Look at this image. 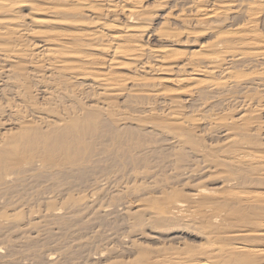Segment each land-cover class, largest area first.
Wrapping results in <instances>:
<instances>
[{"label":"rangeland","instance_id":"374dc122","mask_svg":"<svg viewBox=\"0 0 264 264\" xmlns=\"http://www.w3.org/2000/svg\"><path fill=\"white\" fill-rule=\"evenodd\" d=\"M24 1L27 3L33 2V4H36L40 8H43L41 11L44 12V14L42 13V15H41L40 14L41 12L38 13L41 15L40 16V15H37V13H36L35 15H37L38 17L35 16L34 20L36 18L41 19V20H44V19L45 20H51L52 19V20L58 22L57 24L51 25V26H48L49 24L43 23V25L41 24V25H39V27L37 26V28H35V31L37 30L36 31L37 33L41 32L40 36H42V37L44 35L45 36L47 35L48 37L46 36V38H49L50 33H51L50 37H53L55 35L60 36V37H58V36L55 37L57 41L54 40L55 42H52L53 45L50 46V49H55L57 47L58 49H56V50H59L61 52V54L63 56V60H64V57L66 56L65 60L64 61L62 60V62L66 61L68 63L73 62L75 64H80V62L82 61L81 64L79 65V68L82 70L81 66L84 65V70L83 71L79 70L76 72V74H79V73L82 74L87 69V71L93 73L94 76L96 75L97 77H99V76L102 77V75L104 76L106 74L112 75L111 77L114 79V82L115 83L117 82V84H119L118 82H120L119 85L122 86V88H125L126 92H123L122 93L123 95L121 94L122 96L121 95L117 96L114 94H113L114 95L113 96L112 94H110L109 97L108 96L104 97L102 94H100L101 92H99L96 89L97 91L96 90H94V91L98 92L100 95H102V96H100V95L98 96L97 93L92 92L93 90L90 89L91 92L89 90V88H90L89 86L92 84L93 78L94 79L97 78L96 76L95 77L92 76L93 78L91 77V78H89V80L88 79L87 80L86 79L80 80L81 78L77 77L79 80H77V82H73V83L71 82V84H70V83H66L65 81H63L62 76H64V75H61V80L63 81V83L65 82V84H69V86L71 87V88H69L68 86L63 84L68 89L66 91V88H64V87L61 88L63 85L60 83L61 82L60 80H58V83H57V78L61 74V73L60 74L57 73V72H59L57 70L55 73H56V75L58 74L57 75L58 77L55 75L57 78L54 79L55 78L54 77L53 79L56 80V84L60 83L61 87H59V91H58V89H56V91H57V93L63 92L64 94H66V92H67L68 98H64L65 95L63 96L64 99L61 98L62 95H60V97L59 96L56 97V99H54V100L55 101L57 100V103H61V102L62 103H61V106H59L60 104H56V108H55L54 105L56 102L54 103V100H53L54 105H51L52 101L49 99L46 100L45 98H47V97H45L46 95L44 96V94L48 93V90H50L49 92H51L52 88L55 89L54 86L56 84H54L55 81L53 79L49 80L50 83L47 80H45L46 77L50 76L52 71L50 70V68H47L46 64L43 63L44 65H46L44 68V65L42 66L39 63L40 60H38L37 58H35V56H32V54H31V52H32L31 50H33L32 53L35 55L38 52V49H40L39 47L42 46L48 40V39L46 40L45 36L42 39L41 38L37 39V36L40 37L39 33L37 35H35L36 39L34 38L35 40L33 39V42L31 41L33 38L32 37L33 35H32L31 36L32 38L29 37V40L27 39V41L24 40L21 42V45H23L22 47L19 44V46L12 48L15 50L17 48H18L17 50H24V47H25V49H28V52L31 51L29 53L31 54L30 56L33 59L30 58L29 53H28V57H26V55H27V50H26L25 56L18 53V58H19V60L21 59L20 61L19 60H16V61L10 60L11 63L10 62L8 63L5 61H0V131H1L0 134L2 133V135H8V134L10 135L11 132H9V129H11L10 131H12L14 128H15L14 129L15 131L20 130L19 127L21 126V124H19L20 125L19 126L16 122L18 119H19V122L21 119H24L23 117H25L26 114L23 111H26L27 107L29 108L28 105H30V106L33 105L32 101L34 102V104L36 103L35 104V106L37 105L36 107H39L36 110L34 109L35 112L37 110L39 111L41 107L44 108L43 105H45V107H48L50 104L51 106H49V107H53L55 110L53 108L48 107L47 108L48 110L45 109V112L50 111L49 109H53L54 112H56L57 106L60 109L62 108L61 110L59 109L60 111H57L58 113H56V114H58V115H56L54 112L50 111L53 113L52 114L53 116H50V114L48 112L50 117L61 118L63 116V118H66V115H65L66 111L65 110L67 108H69L68 105L71 103V100L69 102L68 99L69 98L72 99L71 96H69V95L74 94V96H76L77 101L74 102L75 98L72 95L73 99H74V100H72L73 105L70 104V109L74 108L73 110L72 109L71 110L73 112L75 111V114H76V115L74 114V117L75 116L78 117V115H79L78 113H76V109L79 112V110L82 107L86 108L88 105H89V107H91L93 105H94V107H97V106H99L101 108L103 107V108L107 109L105 111L109 115V116L108 115L105 116L106 115L105 114L104 115L105 117L104 116L101 117L102 118L101 119L102 124H103L102 126L105 127L104 129H102L103 127L101 126L102 128L100 127L99 132L97 131L93 135H91L92 132H89L91 134H88V132H87L88 135H86L85 134L86 132H84L85 136L82 135L85 138V141H83V142L86 144L87 143L89 144L87 146L85 144L86 147L84 145L82 147L83 148L85 147L86 150L89 148L90 152L87 151L84 153L82 150V154H80V155H75V156L64 155L63 153H61L62 151H61L60 147L58 146L59 143L57 141V137L55 136L56 137L55 143H58V144L57 145L52 144V143H54V141L51 139H55V137L51 138L52 133H50V131H47L48 129L46 130L47 131L46 132L45 131L46 127H44L45 129L42 127L43 129L42 128L41 129H42V132L44 133L43 137L46 138L45 135H47V133L49 132L50 134H48V135H51V136L49 137L48 140L53 141L50 143V145L53 146L52 148L49 145V142L47 143L46 140H45L46 145H48L49 147H47L45 145V142H44L45 146H43L42 138H41L42 142H40V144L43 147H47L48 149L51 148L50 151L47 150L48 151L47 153L50 152V155H51V156L49 155L50 158H45L48 155L45 156L43 154L44 149L42 148V146L40 144L39 145L42 148L41 153H40L39 145L38 146L35 145L33 148L34 150H32L31 147H30V150H29V148L27 149V147L23 148V150H20V153L24 154L23 155L24 158H21L22 155H20V153H18L19 155H17V156L15 155V152H14V154H12V153L10 154V156H11L10 161H12L11 164L15 163L14 164L15 167L12 164V167H13L12 170L14 172L12 174H10L4 180L0 179V240H2V241H0V264H170V263L171 264H176V263L177 264H182V263L183 264H192V263L196 264V262H194L196 260V258H197V261L200 260L201 262H204V264H215V263L216 264H220V263L226 264L229 257L226 256L228 259L224 258L225 253L221 252V253H223V254H221L220 252H218V249H219V251L221 248H224V250H225L226 248H228L231 245L230 243H233L230 240L231 239V236H230L231 233L230 232H232V231L235 232L240 227L245 226L246 225L245 223H248L250 225L249 227L246 226L248 229H250V227H252L251 229L256 230V229H258V227L257 226L254 227V225H253V223H255V220L257 221L258 218L264 219V216H262V215H264V209L263 208H256L252 205H251L252 206L251 207L250 205L247 206L246 204L245 205L247 206V208H244L246 206L244 205V201L242 203L243 199L241 200V203L238 200L239 197L243 198L244 196H242V195H244V194H245V196L251 197L258 192L264 193V192H262L264 189V181L261 180V178L262 179L264 178L263 177L264 171L262 173V172H259L257 169V171L255 173H257L259 176L257 174L252 173L254 176H256L255 179H258L257 181H255V183H256L255 184L254 181H251L252 177L249 178L250 176H253V175L250 174V176L248 177L250 180H248V178H247V180H248V182H247V180H245L246 177H245V179L244 178L241 179L240 177H237L236 174L232 173L234 171L233 167H231L232 171L230 172L229 164H228L229 168H228L227 164H223V163L221 164V161H219V160H222V161L228 160L229 161L230 158H232V156L234 155V153L240 152V150H241V147L239 148L238 145H237L238 146L237 147L234 145L228 146V143H227V145L224 144V142H223L224 137H222L224 135L223 134L224 128H222V127L229 125V123H227V122L230 121L231 117L233 118V116L235 115L236 118H238L239 113L243 112V111H241L242 109L239 106H237L238 100L239 101H242V100L237 99V102H236L235 101L236 98L232 99L230 96L231 102L233 100V103H231V102H230L231 104L227 103L226 101H228V100L223 101L222 103H223L225 109H223V108L221 109V106H222L221 101L222 100L219 98H215V99L212 98L213 100H216L213 104L212 103L213 100L211 99L212 100L211 103L213 104V106L211 104L210 105L207 104V105H209V107L211 106V108H209L208 106H207V108H205L206 106L201 107V105H204V104L206 105V103L203 104L204 101L206 102V100H207V103L210 102V96L207 95V93L205 91H206L207 86L210 85V82L213 81V80H210L212 77L211 73L213 71H211V73H210L211 69L208 70L211 76L208 75L209 73H207V72L205 73L204 71L201 72L204 75H201V73H199V72L196 74H190L191 72L189 69H186V71H187L186 73L180 72L178 70L177 66L181 65V63L183 64L186 61V58L187 59L191 58L192 55L195 56L194 54L197 51L201 50L200 48L204 44H208V42L209 43L214 42L213 40L216 41L215 38L218 37V34L221 35L222 33H224V32H220V31L231 30V29H229V27H231L232 25L237 28L238 26L244 24V21H245L243 19L244 16L242 14H240L242 11L239 12L240 9L238 10L239 13H237V14H239V15H237L236 12L234 11V14H236V15L231 14L232 12H230V14H231V15L229 14L230 16L227 15L225 17H221L224 21L219 22L220 25L223 24V27L224 28L227 27V28L224 29L221 26L222 28L220 27V29H218L220 31L215 30V32L214 31L212 32V31H210V30L208 31L206 29L207 27L209 28L210 26L213 25V24L211 25L209 23L211 21V19L201 20L200 18L197 19L194 17H193L194 19H191V16H190L191 13L187 9V7H186L187 5L185 6L183 3H180L181 2L180 0L179 1L178 0L177 1L176 0H174V1L169 0V2H167V4H162L161 6L159 5L160 3L157 2V0H143V2H142L143 3L142 5H144L143 8L148 12V14H150L149 15L150 17L148 16L149 21L145 20L143 22V20H142V22H140V23L139 22L135 23L136 24V25L134 24L135 27L132 26L133 23L131 24V22H129L126 19L124 13L121 14V12L119 11L120 8L118 9V11L116 8V11H117L116 12L115 7H113L114 10L112 8H111L112 9L111 10L107 6L105 7L106 2H104V0H94V1L92 0V3L89 6V8L83 7V8H85V12H83L84 14L82 15V17H78V15H77V17H76V15L72 16L74 11L77 10L78 8H76L74 5L71 7L68 4V6L71 7L69 9H72L74 7L72 9V11L74 9L75 10L73 12H71L72 14L70 13L71 17H68V18L63 17V15L65 13H63V15L60 14V15H62V17L64 19L61 18L60 15L58 16L57 15L58 13H55L54 11H49L50 13L48 11H46V12L43 11L45 9L50 10L52 8V7H50L51 5L48 8H45L48 5H46L43 0H38V1L30 0L32 2H30L29 0H24ZM243 1L244 2L246 1V2L244 3L242 1H240L241 5L246 4L248 2V0H243ZM174 2H176V3H174ZM237 3H236V5L238 6ZM23 4L26 5L25 3H23ZM42 4H44L45 6L43 7ZM24 5H22V6H24ZM179 5H182L181 7H183V5H184V7L186 8V13H185V11H183L185 9L182 8L183 9L182 10ZM22 6H21V10L19 9L20 7H18V9H16V11L18 12L19 16H21L22 18H25L24 22H26V24H28L27 26L30 27V25H29L30 24V20H29L30 16H28L30 11H28V7L26 9V6L25 7H22ZM82 6H84V5H82ZM91 6H93L95 8H93ZM121 6H123L125 8L127 7V9H128V6H126V4H120V2L116 3V7H121ZM208 7H210V9L212 8L211 6H208ZM215 7H217V6H215ZM22 8H23V10H22ZM99 8H100V10H99ZM95 11H96V13H95ZM108 11H110L109 14H108ZM113 11H114V13H111ZM182 11H183V13H182ZM236 11H237V9H236ZM51 12H52V14H51ZM16 13H15V15L17 16L18 14H16ZM53 13H55V14H53ZM89 13H91V14H89ZM106 13H107V15H106ZM184 13H185V15H184ZM85 14H87V16ZM52 15H55V16H52ZM70 15H68V16H70ZM167 15H169V17L171 16L170 19L165 18V17H167ZM179 15H182L183 18H184V16L187 17L189 15L188 17L192 20V22L189 19V21H190V23H189V21L187 20L188 18L186 19L187 22H186V20L184 22V19L182 17H181L182 20H180V18H178ZM56 16H58L59 19H57L58 17H56ZM240 16L242 18H240ZM263 16L264 15H262V17L259 18L258 24L256 25V28L258 27V32H260V33L263 32L262 33L263 35L261 34V37L264 36V31H263L264 30V17ZM31 17L33 18L34 16H31ZM74 17H76V18H74ZM173 17H174V19H172ZM235 17H238V18H235ZM32 18H30V19H32ZM69 18L70 19L72 18V20H71L72 22L70 21ZM73 18L75 20H73ZM168 19H169V21H168ZM196 19L198 20V23L193 22V21L197 22ZM235 19H237L238 21L240 20V21L238 22ZM77 20L80 22H77ZM207 20H210V21L207 22ZM218 20H220V19H218ZM69 21H70L71 25H69V23H68ZM91 22H93V23H91ZM99 22L101 25L98 26L97 24H99ZM224 22H226V24ZM60 23H61V25H60ZM90 23H91V25H89ZM202 23H203V27L205 25H209V26H207L203 29ZM205 23H208V24H205ZM138 24H139V26H137ZM102 25H105V26L107 25L108 28L104 27ZM110 25H112V28ZM140 26H142V27H140ZM233 26H232V28H234ZM145 27H146L145 30L141 29V28L144 29ZM201 29H203V30L201 31ZM205 29L209 33L206 32ZM126 30L132 31V32L124 33ZM171 30H172V34L169 33V32H171ZM47 31L49 32V34ZM99 31L100 32L103 31V33L107 32V34L110 31L109 32L110 34H112V33L114 35L124 34V35H127L128 37L129 36L131 37V35H133V33L135 32V34L138 36L139 44L141 46H143V48L145 47L143 49L144 52L140 55V58L139 57L137 58L134 56H132L133 58L130 56L125 57V58H118L116 60H119V59L120 60L117 62L115 61V65L113 64V66L111 65V62L114 63V61H111L110 57H108L104 53H102V51H100V49L96 50L94 48L93 50H91V49H87L88 47L87 48L82 47L83 49L81 51L83 53L82 52L77 53V54L71 53V51H72V48H71L72 45L71 44H73V42H76V41L82 42V40L87 39L89 34H91L93 32H99ZM69 32H70V34H69ZM191 32L194 34H192ZM210 32H211V34H210ZM52 33H53V35H52ZM214 33H216V34H214ZM62 34H63V36H62ZM83 34H85V36ZM185 34H188V35L186 36ZM212 34H214V37ZM80 36H81V38H80ZM188 36H191V37H188ZM61 37H63V38H61ZM77 37H79V38H77ZM84 37H86V38H84ZM57 38H59V39H57ZM49 39H51V38H49ZM231 39L235 41V39H233V38H231ZM34 41H36V42H34ZM39 41L40 42L42 41L43 44H42V42L40 43ZM229 41H230V38H229ZM24 42H25V46H24ZM32 44L34 46L36 44L35 47L33 46L34 49L36 48L35 51H34V49L31 48ZM63 44L66 47V50H65V48H63L64 47ZM67 44L68 45L70 44V45L68 46ZM61 46L63 49L61 48ZM67 48H69V49H67ZM256 48H258V49L254 48L251 51H249L251 53H254L253 54L254 57H253L252 61H250L251 65H252L251 67H253V65L255 63H258L260 61L263 62L262 58L264 59V45H261V46L256 47ZM78 50H80V48H78ZM257 50H260V51L258 52ZM150 51H152V52H150ZM169 51H171V52H170V55L169 54L168 55L172 56V54H174V55H176V56H174L175 58L173 56L170 57L169 59H171V60L168 59L169 60L168 62H165L167 60H163V62H162V60L159 61V59H157V57H159V56L161 57V56H163V54H166V52L169 53ZM219 51H222V52H219ZM223 51L224 50L219 49V50H216L215 53L223 55V56H227L228 54H227L226 50H225V53ZM221 53H224L225 55L221 54ZM256 53H258V55ZM64 54H65V56H64ZM143 54L147 55V56H144ZM156 55H157V57H156ZM79 56H80V58L83 57L82 59H86L87 62H85L82 59H79ZM141 56H143L145 58H143ZM152 56H154V58H152ZM259 56H261L260 57L261 59L260 58L258 59ZM28 58H30V59L28 60ZM72 58H73V60L76 59V62H74L72 60ZM134 59H136L135 62H134ZM173 59H175V60H173ZM254 59H255V63H254ZM256 59L258 62L256 61ZM22 60L25 62L27 61L26 64H24ZM34 60L35 61L38 60L36 62V64H35ZM79 60H80V62H79ZM153 60H154V62L157 61L158 63L157 62H155V63H157L158 65L161 64L160 66L163 65L162 67H167V68H164V70H165L164 73L161 72V73H155L154 74V72H149L150 70L148 69L149 68L148 66H151V65L155 66V64L153 63ZM12 61H13V63H12ZM137 61H138V63H137ZM83 62H85V64ZM88 62H89V64H87ZM141 62L145 63V65L147 64V66H144V69H142L140 67V65L142 64ZM261 62H260V64H261ZM28 63L30 65H28ZM90 63H92V64H90ZM139 63H141V64H139ZM165 63H167V65ZM177 63H178V65H177ZM93 64H94V66H93ZM260 64L259 65L256 64V65L260 66ZM263 64H264V62H263ZM12 65L15 66L16 72L18 71L22 74V75H19V77H18L19 79L21 78L23 81V77L26 78L27 81L24 78L25 86L23 88L24 91H22V93L25 91H28V92H25V93H27L28 96H26V94L23 93L24 95L21 94L23 96H18V94H17V96H18L17 97L15 95V93L12 92L11 88L9 87V85H10L9 83H10L11 79L14 78V76L16 77V74L10 72ZM164 65H166V66H164ZM203 65L200 64L201 67ZM33 66H34V68H33ZM258 66H256L257 69L255 68V66L252 69L253 70L255 69L256 71H258L259 68H263V66H261L259 68H258ZM40 67L42 68L43 71L40 69ZM233 67L236 69L235 70L236 72L242 71L244 73L246 72V74H248V72L251 73L249 70L246 69V67L243 64L242 65L240 64L239 66H236V67L233 66ZM251 67H249V68H251ZM36 69H38V70H36ZM146 69H148L149 71ZM167 69L170 70L169 73H167V71H169ZM238 69L239 70L242 69V70L239 71ZM62 70H63V68H62ZM65 70H67V69H65ZM137 70H139V71H137ZM141 70H142V72H141ZM146 71H148V72H146ZM218 71L219 70H217L215 72L216 75H220L219 74L220 71L219 72ZM261 71H262V69H259V72H261ZM43 72H44V74H43ZM62 72H64L62 74L67 73V71H62ZM26 73H28V74H26ZM171 73H173V74H171ZM182 73H183V75H182ZM188 74H190V75H188ZM26 75H28V76H26ZM206 75H208V76H206ZM180 76L182 77V80L186 78V80L188 81L187 83L184 82V84L181 83L183 86L181 84H178V83H180V82H178V80H181ZM43 77H44V80H43ZM190 77H191V79H190ZM217 77H220V76H217ZM58 79H60V77ZM212 79H213V77H212ZM255 79H257V76L255 77ZM52 80L54 81V83ZM186 80H184V81H186ZM194 81L196 83H198V81H200V83L204 82L205 84L203 83L204 85L203 84L200 85V83H199L197 85L196 83H194ZM206 81H209V83ZM25 82H27V83H25ZM29 82H30V84H29ZM137 82L142 83L141 91L145 87V89H143L144 92L140 91V93H139L137 91V89H139V88L133 87V86H135V84H137ZM254 82H257V81H254ZM87 83L89 86H87ZM143 83L145 84L144 87H143V85H144ZM157 83H159V84H157ZM206 83H208L209 85H207ZM257 83H254V85H255L254 87H256L257 90H259L257 85H256ZM49 84H51V85H49ZM82 84L86 85V86L84 85L86 87V89ZM152 84H153V87H151ZM189 84L190 85L193 84L192 85L193 87L191 86L192 89H190L191 87L189 86ZM194 84H196L197 87H194ZM60 85H57V86H60ZM149 85H150V88H149ZM178 85L181 87H179ZM205 85H207V86L204 87ZM185 86L186 87L189 86L190 90H187V88ZM27 88H28V90H27ZM56 88H58V87H56ZM195 88H200L202 90L203 96H201V95L199 96V97H201L202 100H200L199 97H194L193 100L191 99L192 97H190L189 92ZM250 88H252V86H250ZM256 88L250 89L251 95L255 94L253 96H257V94H259V93L261 94V92H259V91L256 94V91H255ZM46 89H48V90H46ZM60 89H62V90H60ZM70 89H71V91H69ZM155 89L157 91H160V93L162 92L160 98L158 97L159 99H151L148 96L149 91L155 90ZM183 89H185L187 93ZM85 90H87V91H85ZM116 90H118V89H116ZM251 90H253L255 93L251 92ZM68 91L70 92L69 94H68ZM72 91H76V93L78 95L75 92L72 93ZM85 92H88V97H87L88 99L84 97ZM134 92H136V93H134ZM137 92H138V95H137ZM145 92H146V94H145ZM93 93H94V95H93ZM141 93H144L145 95L141 94ZM162 94L167 95V97H162L163 96ZM82 95H83V97H82ZM86 95H87V93H86ZM91 95H93V96L91 97ZM94 96L96 97V99ZM19 97L21 99H19ZM202 97H204V98L206 97V100H204V98H202ZM29 98H31L32 101L31 100L25 101L26 99H29ZM57 98H59V99H57ZM188 98H190L191 100H189ZM220 98H222V97H220ZM61 99L64 101H61ZM66 99H67V101H65ZM19 100H20V102H19ZM58 100L61 102H59ZM105 100L107 102H110L111 105H110V103L107 104V102ZM152 100H154L155 102ZM184 100H185V102H184ZM199 100L202 101V103ZM23 101L28 102V103H24ZM29 101L31 102V104H29ZM47 101H49V102H47ZM100 101L101 102L105 101L104 103H105V106L108 105L107 107H109V105H110L109 108H110L111 112H110V110H108V108L104 107L103 102H102L103 104L100 106V104H101ZM172 101L173 102L176 101V105L178 107L177 106L173 107V105H175V103L173 104ZM180 101H182L184 103H182ZM234 101H235V103H234ZM46 102L49 104H47ZM97 102H98V104L99 103L100 104L98 105ZM169 102L172 103L173 105L170 104ZM186 102H188L189 104ZM43 103H45V104H43ZM76 103H78V105L81 107H78V105ZM93 103H95L97 105H95ZM216 103H217V105L215 106ZM261 103H258L257 105H259V104H260V106L264 105V100H262ZM24 104L25 105L27 104L26 108H24L25 110H23V107L25 106ZM38 104H40L41 106H39ZM46 104L48 106H46ZM82 104H83V106H82ZM168 104H169V106L172 105L173 110L177 111L176 113H174L172 115L173 118L175 117V119H178V120L181 119V121H183V122L185 121L186 124H188V125L192 124L193 120H196V119L200 120V118L202 119V120H200L201 122L199 121L201 124H199L197 122L199 124V126H195V127H198V128H196L197 130L194 128L195 131H193V128H190V129H192L191 133H190V129L185 130L186 132H185V135L183 136L184 141L180 138L182 145H181V143H179L178 145L174 144V146L176 145V146H179L180 148L176 147V146L174 147V146H172V144L170 145V140H171V138H173L172 135H176V133L179 136V134L181 133V130H178V132H176L177 130L173 131L174 128H172V125L170 123H169L170 125L164 124V125L168 126V129L171 127L169 130L167 129L166 126H162V127L160 126V125H163V123L165 122V121H162L163 119L161 116H162V114L164 115L167 113V110L164 107H165V105H168ZM179 104H181V106ZM228 104H230V105H228ZM18 105H23V106H21V107L19 106V108H18ZM35 106H33V107L36 108ZM182 106H183L184 110L182 109ZM255 106H256L255 104H252L247 109L250 110L251 107L254 108ZM33 107L31 106V108H33ZM175 107H177V109ZM199 107L201 109H203V111L200 110ZM261 107L256 106L255 108L257 110ZM43 108L41 109L42 111H39L40 114L35 113L36 116H35V114H33L34 110L31 112L30 108L27 109L28 112H31V113L27 112L28 114L34 115V118H30V119H32L33 122L34 121L36 122V120H37L39 127L41 125L39 123V119L41 117V114L43 115ZM87 108L85 109L84 113H86V111H88ZM178 108H180V110L181 109L182 110L179 111ZM208 108H209V110H211L210 111L211 115H212V112H215V114H216V112H218L220 114V111H221V113H224V110H225V113H228V114H222V115L220 114L221 117L218 114H216L220 118H222L223 115H224V117H225V115H226V117L228 115L227 118H229L228 121H225V119L222 118V119H224V122H225L223 124V126L221 125L222 127L219 125L220 130L222 129L221 130L222 133L217 128L218 126H216L218 124H214L215 123L214 122V115L213 116H211L210 114L208 115L209 110L208 111L206 110L208 113L205 111V109H208ZM18 109H20L25 115L23 114V116H21L22 113L20 114L19 113L20 110L18 111ZM84 109L83 110L81 109V110L84 111ZM150 109H153L154 110L153 113L156 114V117L152 116V119H153V120L151 119L152 121L150 119H148L149 121L145 120V117H143V116L140 117V115H143L144 113H148ZM228 109H230V112L232 110L233 116L231 114H230L231 116H229ZM71 110H70V112L68 111L69 114L72 113ZM81 110L79 113L82 112ZM251 110H254V109H251ZM196 111H197V113H196ZM108 112H110L112 115ZM233 112H234V114H233ZM114 113H116V114H114ZM158 113H159L160 119H158ZM191 114H192V116H191ZM259 114L261 115V119L259 118L261 123L258 122L259 121L258 117H260V116H258ZM38 115H39V117H38L39 119L35 118ZM146 115H148V114H146ZM254 115H255V117H257V123L258 124H255V126L251 125L252 127H250V128H253V126H254L255 129L254 128H253L254 130L250 129V131H251V133H249L250 136L247 135V133H246V136L244 137L243 136L244 134L242 132L240 134V132H239L240 130L239 131L237 130L238 132L235 130L232 131L231 135H232V137H233V135L234 136L238 135V136H236V138H238L236 140L242 139L243 142L249 143V150L247 149L248 151H251V152L253 151V152H256L258 154H264V129H261L263 126L262 124H264V116H262V115H264V110H263V114H261L259 111L258 114L255 112ZM28 116L33 117L31 115H28ZM28 116L25 117V119H24L25 121L21 120V121L25 122L24 124L22 123L23 127H24V125H25V127L29 126L27 124H29V122L32 121V120L31 121L27 120L29 118ZM57 116H60V117H57ZM69 116H71V118H72L71 114ZM137 116H139L140 118H137ZM205 116H206V118H205ZM235 116H234V118H235ZM19 117H22V118H19ZM42 117H47V115L45 114ZM81 117L84 118L85 115L83 116L81 113L80 116L78 118H75L74 120L75 121L77 119L80 120L79 118H81ZM106 117H110V118H106ZM153 117H155L156 119ZM207 117L209 119H207ZM170 118H171V120H173L172 117H170ZM68 119L66 118V119H60V120H63V121L68 120V122H70V120H71L70 117ZM137 119H140V120H137ZM74 120H71V121H74ZM141 120H143V121H141ZM204 120H205V122H202ZM206 120H208V121H206ZM65 121L62 123L63 125L66 123ZM80 121L81 122L83 121L81 124L84 123V120H80ZM112 121H115L114 125H112V123H113ZM116 121H118V122H116ZM187 121H189V122H187ZM26 122H27V124H26ZM33 122L30 123V127H28V128H30L32 131H34L33 129L36 128L39 131L40 130L39 127H34L32 129V127L35 126L34 124L37 123V122L36 123L35 122L33 123ZM140 122H142V124ZM212 122H214V123H212ZM13 123L16 125H14ZM204 123H206V124L208 123L209 126L207 125L208 126L207 127L206 124H204ZM211 123L214 126L213 128H212ZM31 124H33V125L31 126ZM106 124H109V126H107L109 129L105 126ZM143 124H144V126H143ZM256 125H258L259 127L256 128ZM23 127H21V128H23ZM143 127H145V128L143 129ZM52 128H55V127L53 126ZM160 128L161 129L165 128L168 130V132H167V130L163 129L165 134L163 133L164 135H162L159 132ZM5 129L6 130L8 129V131H7V132H9L8 134L4 133L6 131ZM17 129H19V130H17ZM25 129H26L25 132H26V136H27V131L29 130V129L27 130V128H23L18 133L21 134V131L24 132ZM211 129H214L216 131L214 132V130H212V132H214V133L210 134ZM50 130H51V128H50ZM107 130H109V132H107ZM110 130L111 131L114 130L111 135H109L111 133ZM40 131L38 133L42 134V132H40ZM51 131L53 132L54 130H51ZM187 131L189 132V134L187 133ZM257 131H259V132H257ZM57 132H60V131L57 130ZM235 132H237V133H235ZM114 133L118 135L117 139H116V137H115L116 135ZM169 133H170V135H169ZM173 133H175V134H173ZM183 133H184V130H182L181 134L183 135ZM207 133H208V135H207ZM33 134H35V132L34 133L30 132L31 137ZM239 134L240 135L243 134L242 136L244 137V139ZM13 135H12V137H13ZM16 135H18V134H16ZM16 135H14V136H16ZM23 135H24V133H23ZM30 135L28 134V136H30ZM182 135H180V136H182ZM19 136H22V134ZM40 136H42V135H40ZM53 136H54V134H53ZM2 137H1L2 140H4V138H6L4 136H2ZM12 137H10V138H12ZM240 137H241V139H239ZM16 138H18V137L16 136ZM162 138H163V141H162ZM80 139H83V138H80ZM186 139H187V141H186ZM1 142L3 144L5 143L4 141H1V139H0V146L2 145ZM8 142H10V140ZM112 142L115 144H113ZM167 142H168L169 146H168ZM184 142H186V144ZM164 144H166V145L164 146ZM19 145H21V144H19ZM54 146L59 147L60 152L56 151L59 149L54 148ZM170 146H172V147H170ZM226 146H227V148H226ZM36 147L39 150H36ZM229 147H231V148H229ZM5 148H7V147H5ZM18 149H21V146H20V148L18 147L17 150ZM24 149L25 150L27 149L26 151H28V152H30L32 150L35 153H36V151H38L41 155H39V153H37L36 156H38V157L33 156L34 159H31L32 155L30 156L29 153L24 152ZM54 149H56V150H54ZM45 150H46V148H45ZM228 150H230V152ZM243 150L244 149L242 148L241 152ZM17 152H19V151H17ZM34 152H32V153H34ZM44 152H46V151H44ZM143 152L145 154H143ZM228 152H229V154H228ZM25 153H27L30 156V159H28L29 156ZM89 156H90V158H89ZM26 157H27V159H26ZM35 157H36V159H35ZM19 158L24 159V160L26 159V161L30 162L31 164L28 167L16 166L18 163L20 164V161H18V160H21V159H19ZM88 158L91 159L90 162H87V160H89ZM16 161H18V163ZM225 166H227V167H225ZM260 174H261V176L262 175L263 176L260 177ZM226 178H234L235 179L234 180V181H236L234 183L235 185L233 186V184H232L233 189H232L231 185L230 186L227 185L228 183L232 182V180H229ZM238 178H239V180H237ZM224 179H225V182H227V180H229L227 182V184L225 183L226 185L224 184ZM199 182H201V183H199ZM197 184H198V186H197ZM223 184L225 185L224 188L222 187ZM249 184H251L253 186L251 187V185H249ZM199 185L202 186L204 189L206 188L207 191L209 190L208 196L204 195V196H200L198 198L196 197L197 200L194 201L195 197L193 196V194H195V191L193 190V188L196 190L197 187H199ZM261 185H262V187H260ZM245 186H247L249 189ZM226 187H228V189ZM242 187L243 188L245 187L244 190ZM252 188H253V190H252ZM230 190H232V191L236 190L237 192L236 191L230 192ZM214 191L218 192V194L215 193ZM249 191H250V193H249ZM179 192H183L182 193L183 196ZM224 192H225V195H224ZM238 192H240L241 194ZM209 193L211 196H209ZM226 193H228V194H226ZM235 193L238 196H236ZM252 193H254V194H252ZM174 194L176 195V198H175ZM212 195H213V197H212ZM177 196H179V198ZM191 196H193L194 199H192L193 197L190 198ZM158 197H160V198H158ZM223 197H224V199H223ZM171 198H172V200H171ZM236 198H237V201H235ZM176 199L180 200V202H182L183 203L182 205L184 206V208H183V206L181 208L184 210V211L181 210L183 212L182 214H180V216H182L181 218L178 214H176V216H178V217H176L173 214L167 215V213H166L168 210L167 208H169L170 205L173 204L172 202H174V200L177 201ZM190 199H192V200H190ZM198 200H200V201H198ZM168 201L170 204L168 203ZM229 201L232 202V204ZM199 203H203L204 205L200 204V206H199ZM162 204H164V205H162ZM185 205L186 206L188 205V206L185 207ZM189 207H191L193 210ZM165 209H167V210H165ZM195 209H197V210H195ZM248 209L251 210V213ZM16 210H17V212H16ZM164 212H165V214H164ZM185 212H188V213L186 214ZM195 212L197 214H195ZM15 214L17 217L15 216ZM200 214L203 217L202 219L200 218L201 217ZM236 214H238V216ZM244 216H245V218H244ZM253 216H256V218H254ZM260 216H262V217H260ZM174 217H176L178 219H176ZM205 217H206V219H205ZM251 217L254 218V221H253V218H251ZM195 218L197 220L194 222ZM214 218H216V220ZM241 218H242V220H241ZM181 219H183V220H181ZM218 219H220V220H218ZM245 219L246 220L248 219V220L245 221ZM251 219L253 222L251 221ZM32 221H33V223L31 225ZM38 221H39L40 225H41V223H43V224L40 226L38 224ZM34 222L37 223L40 227L38 228L37 227L38 225H36L37 228L36 227L34 228V225H35ZM223 222H224V225L221 224ZM243 222H244V224H241ZM235 223H237V224H235ZM22 224H24V225H22ZM220 226H221V228H219ZM224 226H225V228H223ZM29 227H31L32 229ZM236 227H238V229ZM29 229H31L30 232H29ZM218 229H221V231ZM32 230H34L36 232H34ZM21 231L24 232L25 239L23 237L22 238L20 237L22 234H19V232H21ZM228 231L230 234L227 233ZM26 233H28V234H26ZM24 234L22 236H24ZM26 235L29 237H26ZM218 235H220V236H218ZM18 236H19V239H18ZM31 236L34 238L32 239ZM215 236H216V238H215ZM30 237H31L32 241H30V239H29ZM35 237H36V239H35ZM13 238H14V240H13ZM23 239L28 240V241H26L24 243ZM242 239H244L243 242H242ZM251 239L252 238H250V240H249V238L244 237V238H241L240 242L243 244L247 240L246 243H244V244L245 245L251 244L250 246H252L256 240H253V239L251 240ZM218 241H220V242H218ZM257 241L254 243L253 246L264 248V245L261 244L262 243L261 241H258V246H256ZM240 242H238V243H240ZM259 242H260V245H259ZM228 244H230V245H228ZM201 248H203V249H201ZM193 254H194V256H193ZM206 255H208V256H206ZM221 255H224V256H221ZM218 256L219 257L221 256L223 258L224 263H222V260L220 259L221 257L219 258ZM187 257H189V259ZM211 257H214V258H211ZM216 257H217V260L220 259L221 262L218 260L219 263H217L218 261L217 262L215 261ZM205 258L207 259V262H206ZM212 259H214L213 260L214 263L211 262ZM224 259H225V261L227 260L226 263H225ZM262 263L264 264V262H262Z\"/></svg>","mask_w":264,"mask_h":264},{"label":"bare ground","instance_id":"6f19581e","mask_svg":"<svg viewBox=\"0 0 264 264\" xmlns=\"http://www.w3.org/2000/svg\"><path fill=\"white\" fill-rule=\"evenodd\" d=\"M30 1V0H29ZM36 1H38V0H36ZM44 1V3L46 4V5H48V6H46L45 8H48L50 5V7H52L50 10H48V9H45V10H43V11H54L55 13H58L57 15L59 16L60 14H62L63 15V13H65L64 15H63V17L65 18V17H71V15H70V13L71 12H73L72 11V9L74 8H72V9H69V8H71L73 5L76 7V8H78L77 10H75L74 11V13L72 14V16L74 15H76V17H77V15H78V17H82V15L84 14L83 12H85V8H89V6L91 5V3H92V0H43ZM94 1V0H93ZM174 1V0H173ZM172 1V2H173ZM177 1V0H176ZM179 1V0H178ZM181 2L180 3H183L186 7H187V9L190 11V13H191V19H194V18H200L201 20H203V19H211V21L210 20H207V22L208 21H210L209 23L212 25V26H210L209 28L207 27V26H209V25H205L204 27H203V23H202V27H203V29L205 28V27H207L206 29L209 31H214L215 32V30H217V31H220V30H218V29H220V27L222 26L223 27V24L222 25H220V23L219 22H221V21H224L221 17H225V16H227V15H229L230 14V12H232L231 14H234V11L236 12V14L237 13H239V12H241L240 14H242L244 17H243V19L245 20H243L244 21V24H242V25H240V26H238L237 28L236 27H234L233 25V27L234 28H232V26L231 27H229V29H231V30H228V31H220V32H224V33H222L221 35L220 34H218V37H216L215 39H216V41L215 40H213L214 42H211V43H209L208 42V44H204L200 49L201 50H199V51H197L194 55L195 56H193L192 55V57L191 58H186V61L182 64L181 63V65H179V66H177L178 67V70L180 71V72H187L186 71V69H189L190 70V74H196V73H201V72H207V73H209V71L208 70H210V73H211V71H213L212 73H211V75H212V77H213V79H212V77H211V79L210 80H213L212 82H210V85L208 84L209 83V81H206V82H208V83H206L207 85H209V86H207V85H205L204 87H206L207 86V88H206V93H207V95H209L210 96V102L209 103H207V100H206V97L204 98V97H202V98H204V100H206V102L204 101L203 102V104L204 103H206V105L204 104V105H201V107L202 106H206L205 108H207V106L209 107V105L211 104L212 106H213V104H214V102L216 101V100H213V99H215V98H219V99H221L222 101H221V103L223 102V101H226V100H228V101H226L227 103H230L231 102V99H230V96H231V98L233 99H235V101L237 102V99H241L242 101H239L238 100V104H237V106H239L242 110L241 111H243V112H240L239 110V116H238V118H236V116H235V118H234V116L232 115V110H231V112H230V109H228V111H229V116H233V118L231 117V119H230V121L229 122H227V123H229V125H226V126H223V124L225 123L224 122V119H225V121H228L229 120V118H227L228 117V115H227V117H226V115H225V117H224V115L222 116V118H224V119H222V118H220L221 116H220V114L222 115V114H228V113H225V110H224V113H221V111H220V114L218 113V112H216V114H218V115H216L215 114V112H212V115H211V110H209V108H211V106L208 108V109H205V111L207 110H209L207 113H208V115L210 114L211 116H213L214 115V122H212V123H214V124H218V125H216V126H218L217 128L220 130V126L222 127V128H224L223 129V136L222 137H224L223 138V142H224V144H226L227 145V143H228V146H239V148L241 147V150H242V148L244 149L242 152H241V150H240V152H237V153H234V155L232 156V158H230V160L228 161V160H224V161H222V160H219V161H221V164L223 163V164H227V166H228V164H229V166H230V172L232 171L231 170V167H233L234 168V171L232 172L233 174H236V176L237 177H240L241 179H245V177H246V179L245 180H247V178L250 176V174L251 175H253L252 173H254V174H257V173H255L256 171H257V169H258V171L259 172H262L263 173V171H264V154H258V153H256V152H251V151H248L249 150V143H247V142H243V140L241 139V137L239 138V139H241V140H236V139H238V138H236V136H238V135H236V136H234L233 135V137H232V131H239L240 132V134H241V132L244 134H242L244 137L246 136V133H247V135H249V133H251V131H250V129H253L254 128V126H255V124H258L257 123V117H255V115H254V113L256 112L257 114H258V112L260 111V113L261 114H263V110H264V105H261L260 106V104L259 105H257L258 103H261V101L262 100H264V64H263V62H264V59L262 58V60H263V62H261L260 60V62H261V64H260V62H258L257 61V59H256V61L258 62V63H255V59H254V65H253V67H251L252 65H251V63H250V61H252V59H253V54L254 53H251V52H249V51H251L252 49H258V48H256V47H259V46H261V45H264V36L263 37H261V34L263 33H260V32H258V27L256 28V25L258 24V20H259V18L260 17H262V15H264V0H248V2L246 3V4H243L242 2H244L243 0H240V1H242L241 3L243 4V5H241L240 4V1L239 0H180ZM213 1V2H212ZM239 1V2H238ZM30 2H32V1H30ZM35 2V1H34ZM104 2H106L105 4V7L107 6L108 8H112L113 9V7H115V11H116V8H117V11H118V9H119V11L121 12V14L122 13H124V15H125V17H126V19L129 21V22H131V24L133 23V25L132 26H134V24L135 23H140V22H142V20H143V22L146 20V21H149V15L150 14H148V12L143 8V6L144 5H142L143 3V0L141 1V0H104ZM117 2H120V4H126V6H128V9H127V7L125 8V7H123V6H121V7H116V3ZM157 2H159L158 4L161 6L162 4H167V2H169V0H157ZM238 2V3H237ZM246 2V1H245ZM244 2V3H245ZM23 3H25L26 5H24ZM67 5H66V4ZM100 3V2H99ZM174 3H176V2H174ZM236 3L238 4V6L236 5ZM68 4L71 6H68ZM104 4V3H103ZM240 4V5H239ZM22 5H24V6H22ZM43 5V7L45 6L44 4H42ZM82 5H84V6H82ZM176 5V4H175ZM184 5H183V7H181L182 5H179L180 7H181V9L183 8V9H185V10H183V11H185V13H186V8L184 7ZM206 5V6H205ZM21 6L22 7H25L26 6V9H27V7H28V11H30L29 12V15L28 16H30L29 17V20H30V27L29 26H27L28 24H26V22H24V19L25 18H22L21 16H19V14H18V12L16 11V9H18V7H20L19 9L21 10ZM80 6V7H79ZM82 6V7H81ZM159 6V7H160ZM208 6H211L212 8L210 9V7H208ZM215 6H217V7H215ZM83 7H85V8H83ZM91 7H93V6H91ZM175 7V6H174ZM93 8H95V7H93ZM25 9V10H26ZM43 8H40L38 5H36V4H33V2L32 3H27V2H25L24 0H0V61H5V62H10V60H13V61H16V60H19V58H18V53L19 54H21V55H23V56H25V54H26V50H27V55H26V57H28V53L29 52H33V50H31V51H29L28 52V49H25V47H24V50H15V49H12V48H15V47H17V46H19V44L21 45V42L22 41H24V40H26L27 41V39L29 40V37L30 38H32V42H33V39L35 38L36 39V37H35V35H37L38 33H39V36H40V33L41 32H36L35 31V28H37V26L39 27V25H43V23L44 24H49L48 26H51V25H55V24H57L58 22H56V21H54V20H41V19H38V18H36L35 20H34V18H35V16H37V15H42V13L44 14V12H42L41 10H42ZM111 9V10H112ZM124 9V10H123ZM208 9V10H207ZM235 9V10H234ZM236 9H237V11H236ZM240 9V11L238 12V10ZM22 10H23V8H22ZM99 10H100V8H99ZM114 10V9H113ZM17 13H16V12ZM116 11V12H117ZM181 11V10H180ZM183 11H182V13H183ZM188 11V12H189ZM20 12V11H19ZM41 12V13H40ZM77 14H76V13ZM92 12V11H91ZM94 12V11H93ZM107 12V11H106ZM115 12V13H116ZM193 12V13H192ZM15 13L16 14H18L17 16L15 15ZM37 13V15H35ZM38 13H40V14H38ZM50 13V12H49ZM48 13V14H49ZM55 13H53V14H55ZM95 13H96V11H95ZM104 13V12H103ZM110 13V11H108V14ZM111 13H114V11L113 12H111ZM171 13V12H170ZM185 13H184V15H185ZM51 14H52V12H51ZM70 15V16H68V15ZM89 14H91V13H89ZM172 14V13H171ZM179 14V13H178ZM194 14V15H193ZM230 14V15H231ZM236 14H234V15H236ZM40 15V16H41ZM50 15V14H49ZM48 15V16H49ZM62 15H60V17L61 18H63L62 17ZM86 16H87V14H85ZM84 15V16H85ZM106 15H107V13H106ZM183 15V14H182ZM182 15H179L178 16V18H180V20H182L181 19V17L183 18V16ZM188 15V16H189ZM193 15V16H192ZM229 15V16H230ZM237 15H239V14H237ZM31 16H34L33 18L31 17ZM39 16V17H40ZM52 16H55V15H52ZM58 16H56V17H58ZM149 16V17H148ZM173 16V15H172ZM186 17V16H184V22H185V20L187 19L188 21H189V17ZM233 16V15H232ZM38 17V16H37ZM76 17H74V18H76ZM171 17V16H170ZM170 17H169V15H167V17H165V18H169L170 19ZM186 17V18H185ZM194 17V18H193ZM264 17V16H263ZM30 18H32V19H30ZM60 18V19H61ZM63 18V19H64ZM73 18V20H75ZM177 18V19H178ZM235 18H238V17H235ZM240 18H242L241 16H240ZM57 19H59V17L57 18ZM56 19V20H57ZM70 19V18H69ZM169 19H168V21H169ZM172 19H174V17L172 18ZM176 19V18H175ZM190 19V20H191ZM196 19V20H197ZM199 19V20H200ZM218 19H220V20H218ZM32 20V21H31ZM72 20V18L70 19V21ZM80 20V19H79ZM167 20V19H166ZM187 20H186V22H187ZM200 20V21H201ZM235 20H237V19H235ZM26 21V20H25ZM60 21V20H59ZM62 21V20H61ZM70 21L68 22L69 23V25H71V23H70ZM177 21V20H176ZM238 21V20H237ZM240 21V20H239ZM238 21V22H239ZM242 21V20H241ZM72 22V21H71ZM77 22H80V21H78L77 20ZM95 22V21H94ZM98 22V21H97ZM191 22H192V20H191ZM193 22H195V23H198V20H197V22L196 21H193ZM204 22V21H203ZM91 23H93V22H91ZM91 23L89 24V25H91ZM103 23V22H102ZM189 23H190V21H189ZM223 23V22H222ZM225 24H226V22H224ZM228 23V22H227ZM260 23V22H259ZM95 24V23H94ZM97 24V23H96ZM205 24H208V23H205ZM231 24V23H230ZM262 24V23H261ZM36 25V26H35ZM60 25H61V23H60ZM68 25V24H67ZM68 25V26H69ZM98 26L99 25H101L100 24V22H99V24H97ZM136 25V24H135ZM199 25V24H198ZM263 25V24H262ZM95 26V25H94ZM97 26V27H98ZM102 26H104V27H107V25L105 26V25H102ZM111 26V28H112V25H110ZM131 26V27H132ZM137 26H139V24L137 25ZM136 26V27H137ZM260 26V25H259ZM42 27V26H41ZM47 27V26H46ZM93 27V26H92ZM101 27V26H100ZM135 27V26H134ZM140 27H142V26H140ZM148 27V26H147ZM221 27V28H222ZM99 28V27H98ZM108 28V27H107ZM116 28V27H115ZM138 28V27H137ZM201 28V27H200ZM224 28V27H223ZM227 28V27H226ZM226 28H224V29H226ZM236 28V29H235ZM46 29V28H45ZM110 29V28H109ZM142 30H145L146 29V27L143 29V28H141ZM170 29V28H169ZM203 29H201V31L203 30ZM205 29V30H206ZM48 30V29H47ZM95 30V29H94ZM101 30V29H100ZM206 30V32H208ZM222 30V29H221ZM49 31V30H48ZM47 31V32H48ZM53 31V30H52ZM62 31V30H61ZM169 31V30H168ZM200 31V32H201ZM261 31V30H260ZM264 31V30H263ZM51 32V31H50ZM110 32V31H109ZM108 32V34H107V32L104 34L103 33V31L102 32H93V33H91V34H89V36L87 37V39L86 40H82V42H73V44H71L72 45V51H71V53H81L82 51V47H88L87 49H91V50H93L94 48L96 49V50H99L100 49V51H102V53H104L106 56H108V57H110V59H111V61H114V63L113 62H111V65L113 66V64L115 65V61L117 62V61H119V60H116V59H118V58H125V57H132V56H134V57H139L140 58V55L144 52V48H143V46H141L140 44H139V41H138V36L135 34V32L133 33V35H131V37L129 36H127V35H124V34H116V35H114L113 33L112 34H110ZM112 32V31H111ZM130 32H132V31H128V30H126L124 33H130ZM187 32V31H186ZM219 32V33H220ZM169 33H171L172 34V30H171V32H169ZM192 33V32H191ZM205 33V32H204ZM209 33V32H208ZM47 34V33H46ZM48 34H49V32H48ZM69 34H70V32H69ZM192 34H194V33H192ZM210 34H211V32H210ZM214 34H216V33H214ZM214 34H212L213 35V37H214ZM33 35V36H32ZM44 35V34H43ZM52 35H53V33H52ZM84 36H85V34H83ZM82 35V36H83ZM130 35V34H129ZM170 35V34H169ZM186 36L188 35V34H185ZM263 35V34H262ZM32 36V37H31ZM45 36V35H44ZM44 36L42 37V36H40V37H38L37 36V39L38 38H44ZM47 36V35H46ZM46 36H45V38H46ZM51 36V33H50V35H49V38H51V39H49V38H46V42L43 44V40L41 41L42 42V46H40L39 48L40 49H38V52L34 55L32 52H31V54H32V56H35V58H37L38 60H40L39 61V63L43 66L44 64H46L47 65V68H50V70L52 71H50L51 72V74H50V76H48V77H46L45 78V80H47L48 82H49V80L50 79H53L54 77V79H56L58 76V74L56 75V71L58 70L59 72H57V73H61L60 75H59V77H60V79H58L57 78V83H58V80H60L59 82L63 85V84H65V82L66 83H70L71 84V82L73 83V82H77V80H79L78 78L80 77L81 79L80 80H83V79H88L89 80V78H91L92 76H94V74L93 73H91V72H89V71H87V69H86V71H84V73H79V74H76V72L77 71H79V70H81L80 68H79V65L81 64V62H80V60H79V62H80V64H75V63H68V62H62V60H63V56H62V54H61V52L59 51V50H56V49H58L56 46V48L55 49H50V46L51 45H53L52 44V42H55L54 40H56V38L55 37H60L59 35H55V36H53V37H50ZM62 36H63V34H62ZM168 36V35H167ZM171 36V35H170ZM48 37V36H47ZM169 37V36H168ZM188 37H191V36H188ZM61 38H63V37H61ZM77 38H79V37H77ZM80 38H81V36H80ZM84 38H86V37H84ZM130 38V39H129ZM229 38H230V41H229ZM231 38H233V39H235V41L234 40H232ZM34 39V40H35ZM57 39H59V38H57ZM78 40V39H77ZM25 41V42H26ZM57 41V40H56ZM234 41V42H233ZM25 42H24V46H25ZM34 42H36V41H34ZM38 42V41H37ZM40 42V41H39ZM40 42V43H41ZM232 42V43H231ZM39 44V43H38ZM60 45V44H59ZM58 45V46H59ZM68 45V44H67ZM70 45V44H69ZM68 45V46H69ZM23 45H21V47H22ZM32 47V49H34V47L36 46V44H35V46L32 44L31 45ZM34 46V47H33ZM63 46H64V44H63ZM61 48H62V46H61ZM63 48H65V50H66V47L64 46ZM62 48V49H63ZM78 48H80V50H78ZM85 48V49H86ZM36 49V48H35ZM35 49H34V51H35ZM67 49H69V48H67ZM219 49H222V50H224L223 52L225 53V50H226V52H227V56H223V55H220V54H216L215 52H216V50H219ZM262 49V48H261ZM263 50V49H262ZM37 51V50H36ZM69 51V50H68ZM211 51V52H210ZM258 52L260 51V50H257ZM25 52V53H24ZM66 52V51H65ZM70 52V51H69ZM150 52H152V51H150ZM170 52L171 51H169V53H167L166 52V54H163V56H159V57H157V55H156V57H157V59H159V61H161L162 60V62H163V60H167V61H165V62H168L169 60H171V59H169L170 57H174V56H176V55H174V54H172V56H169L170 55ZM219 52H222V51H219ZM263 52V51H262ZM35 53V52H34ZM83 53V52H82ZM224 53H221V54H224ZM30 53H29V56L31 55ZM69 54V53H68ZM67 54V55H68ZM169 54V55H168ZM257 55H258V53H256ZM261 54V53H260ZM20 55V56H21ZM72 55V54H71ZM144 55V54H143ZM225 55V54H224ZM64 56H65V54H64ZM78 56V55H77ZM144 56H147V55H144ZM25 57V58H26ZM141 57H143V56H141ZM155 57V58H156ZM261 56H259L258 57V59L260 58ZM263 57V56H262ZM30 58H31V56H30ZM30 58H28V60L30 59ZM65 58H66V56L64 57V60H65ZM69 58V57H68ZM83 57H81L80 58V56H79V59H82ZM133 58V57H132ZM143 58H145V57H143ZM152 58H154V56H152ZM175 58V57H174ZM31 59H33V58H31ZM128 59V58H127ZM156 59V60H157ZM169 59V60H168ZM261 59V58H260ZM21 60V59H20ZM19 60V61H20ZM37 60V61H38ZM63 60V61H64ZM72 60H73V58H72ZM82 60H84L85 62H87L86 61V59H82ZM90 60V59H89ZM135 60L136 59H134V62H135ZM173 60H175V59H173ZM13 61H12V63H13ZM23 61V60H22ZM32 61V60H31ZM35 61V60H34ZM37 61H35V64H36V62ZM74 62H76V59L75 60H73ZM158 61V60H157ZM157 61H155V62H157ZM158 61V62H159ZM183 61V60H182ZM27 62V61H26ZM26 62L25 61H23V63L24 64H26ZM85 62H83L84 64H85ZM91 62V61H90ZM154 62V60H153V63L155 64V66H152L151 64V66H148L147 68L150 70H148V69H146V70H148L149 72H154V74L155 73H164V68H167V67H162V66H160L161 64H157V63H155ZM161 62V63H162ZM172 62V61H171ZM176 62V61H175ZM11 63V62H10ZM16 63V62H15ZM38 63V64H39ZM44 63V64H43ZM78 63V62H77ZM137 63H138V61H137ZM136 63V64H137ZM142 63V62H141ZM141 63H139V64H141ZM148 63V62H147ZM160 63V62H159ZM20 64V63H19ZM87 64H89V62L87 63ZM90 64H92V63H90ZM101 64V63H100ZM166 65H167V63H165ZM200 64L201 65H203L202 67L200 66ZM244 65L245 67H246V69L247 70H249L251 73H249L247 70V72H248V74H246V72L244 73V72H242L241 70H239V71H241V72H236L235 70V68L233 67V66H239V65ZM256 64H260V66H258V65H256ZM263 64V65H262ZM28 65H30L29 63H28ZM46 65H44V68H45V66ZM110 65V66H111ZM166 65H164V66H166ZM170 65V64H169ZM172 65V64H171ZM175 65V64H174ZM177 65H178V63H177ZM19 66V65H18ZM32 66V65H31ZM40 66V65H39ZM86 66V65H85ZM93 66H94V64H93ZM111 66V67H112ZM138 66V65H137ZM144 66H147V64L145 65V63H142L141 65H140V67L142 68V69H144ZM173 66V65H172ZM254 66H255V68H256V66H258V68L259 67H261V66H263V68H259V69H262V71L261 72H259V69H258V71H256L255 69L253 70L252 68H254ZM10 67V66H9ZM17 67V66H16ZM82 67V70L81 71H83L84 70V65H82L81 66ZM101 67V66H100ZM249 67H251V68H249ZM22 68V67H21ZM33 68H34V66H33ZM46 68V69H47ZM62 68H63V70H62ZM138 68V67H137ZM136 68V69H137ZM146 68V67H145ZM163 68V69H162ZM4 69V68H3ZM26 69V68H25ZM40 69L42 70V68L40 67ZM45 69V70H46ZM60 69V70H59ZM65 69H67V70H65ZM92 69V68H91ZM90 69V70H91ZM207 69V70H206ZM244 69V68H243ZM257 69V68H256ZM10 70V69H9ZM8 70V71H9ZM22 70V69H21ZM27 70V69H26ZM35 70V69H34ZM33 70V71H34ZM36 70H38V69H36ZM44 70V71H45ZM49 70V69H48ZM54 70V71H53ZM167 70H169V69H167ZM177 70V71H178ZM217 70H219L218 72H219V74L220 75H216L215 74V72L217 71ZM237 70V71H238ZM43 71V70H42ZM61 71V72H60ZM62 71H67V73L66 74H62V73H64V72H62ZM69 71V72H68ZM80 71V72H81ZM137 71H139V70H137ZM148 71H146V72H148ZM172 71V70H171ZM10 72H12V73H14V74H16V77L14 76V78H12L11 79V81H10V85H9V87L11 88V90H12V92L13 93H15V95L17 96V94H18V96H23L24 94H26V96H28L27 95V93H25V92H28V91H25V92H23L22 93V91H24V86H25V84H24V81L26 80V78L25 77H23V81H22V79L20 78H18L19 77V75H22L20 72H16V69H15V66H11V71ZM40 72V71H39ZM141 72H142V70H141ZM170 72V70L169 71H167V73H169ZM179 72V73H180ZM48 73V72H47ZM144 73V72H143ZM210 73L208 74L209 76H211L210 75ZM26 74H28V73H26ZM39 74V73H38ZM43 74H44V72H43ZM166 74V73H165ZM171 74H173V73H171ZM190 74H188V75H190ZM57 77H56V76ZM61 75H64V76H62V80L63 81H65L64 83H63V81L61 80ZM176 75V74H175ZM182 75H183V73H182ZM201 75H204V74H202L201 73ZM208 75H206V76H208ZM25 76V75H24ZM26 76H28V75H26ZM45 76V75H44ZM96 76V75H95ZM94 76V77H95ZM110 76V77H109ZM112 75H109V74H106V75H102V77H97V78H93V80H92V84L89 86L88 85V83H87V86H89L90 88H89V90L91 89V90H93L92 92H95L94 90H98L99 92H101L100 94H102L104 97H109V95L110 94H114V95H117V96H119V95H121L123 92H126L125 90V88H122V86H120L119 84H120V82H118L119 84H117V82L115 83L114 82V79L111 77ZM217 76H220V77H217ZM257 76V79H255V77ZM50 77V78H49ZM78 77V78H77ZM181 77V76H180ZM179 77V78H180ZM24 78H25V80H24ZM48 78V79H47ZM53 79V80H54ZM178 79V78H177ZM176 79V80H177ZM188 79V78H187ZM190 79H191V77H190ZM13 80V81H12ZM43 80H44V77H43ZM52 80V81H53ZM76 80V81H75ZM91 80V79H90ZM184 80H186V78L185 79H183L182 80V77H181V80H178V82H180V83H178V84H181V83H183L184 84V82L185 83H187L188 81L186 80V81H184ZM27 81V80H26ZM54 81H55V83H54ZM53 81V83L54 84H56V80H54ZM196 81V80H195ZM194 81V83H196ZM254 81H257V82H254ZM47 82V83H48ZM90 82V81H89ZM113 82V83H112ZM177 82V81H176ZM257 83L256 85H257V87H258V89L259 90H257V88L256 87H254L255 85H254V83ZM25 83H27V82H25ZM46 83V84H47ZM50 83V82H49ZM60 83L59 84H56L54 87H55V89H53L52 88V91L51 92H49L50 90H48V89H46V90H48V93L47 94H44V96L45 97H47V98H45L46 100H51L52 101V103H51V105H54V103H55V105H54V107L56 108V104H60L59 106H61V101H64V100H62V99H64V98H68L67 96V87L66 86H68L69 88H71L70 86H69V84H65V85H63L62 87H61V85H60ZM152 83V82H151ZM150 83V84H151ZM200 83V81H198V83H196L197 85ZM204 82H201L200 83V85L201 84H203ZM29 84H30V82H29ZM144 84V83H143ZM157 84H159V83H157ZM176 84V83H175ZM196 84H194V87H197V85ZM205 84V83H204ZM203 84V85H204ZM49 85H51V84H49ZM48 85V86H49ZM57 85H60V86H57ZM80 85V84H79ZM83 85V84H82ZM81 85V86H82ZM85 85V84H84ZM83 85V86H84ZM156 85V84H155ZM182 85V84H181ZM193 85V84H192ZM192 85H190L189 84V86L191 87ZM202 85V86H203ZM29 86V85H28ZM31 86V85H30ZM75 86V85H74ZM86 86V85H85ZM84 86V87H85ZM141 86H142V83H139V82H137V84H135V86H133V87H135V88H139V89H137V91L140 93V91H141ZM145 86V84L143 85V87ZM179 86V85H178ZM183 86V85H182ZM189 86L188 87H186L187 88V90H190V89H192V87L189 89ZM250 86H252V88H256L255 89V91H256V94L258 93V91L259 92H261V94L259 93V94H257V96H253V95H255V94H253V95H251L250 94V89H252V88H250ZM56 87H58V88H56ZM59 87H61V88H66V94H64L63 92L62 93H60V92H58L57 93V91H56V89H58V91H59ZM151 87H153V84H152V86ZM158 87V86H157ZM179 87H181V86H179ZM203 87V88H204ZM77 88V87H76ZM149 88H150V85H149ZM30 89V88H29ZM45 89V88H44ZM85 89H86V87H85ZM116 89H118V90H116ZM143 89H145V87L143 88ZM143 89H142V91L141 92H144L143 91ZM153 89V88H152ZM27 90H28V88H27ZM56 92H55V91ZM60 90H62V89H60ZM65 90V89H64ZM76 90V89H75ZM78 90V89H77ZM88 90V91H89ZM91 90H90V92H91ZM96 90V91H97ZM156 90V89H155ZM155 90H151V91H149V97L151 98V99H159L160 98V96H161V93H160V91H155ZM183 90H185V89H183ZM205 90V89H204ZM69 91H71V89L69 90ZM68 91V94L70 93ZM81 91V90H80ZM84 91V90H83ZM85 91H87V90H85ZM146 91V90H145ZM47 92V91H46ZM73 92H75L76 93V91H72V93ZM79 92V91H78ZM138 92H137V95H138ZM181 92V91H180ZM179 92V93H180ZM185 92H186V90H185ZM184 92V93H185ZM251 92H254L253 90H251ZM82 93V92H81ZM86 93H87V95H86ZM95 93H97L98 94V96L100 95L98 92H95ZM134 93H136V92H134ZM178 93V94H179ZM183 93V92H182ZM187 93V92H186ZM190 97H192L191 99L193 100V98L194 97H199L200 95L201 96H203V94H202V90L200 89V88H195V89H193V90H191L190 92ZM255 93V92H254ZM20 94V95H19ZM21 94H23V95H21ZM77 94V93H76ZM75 94V95H76ZM85 94V98H87L88 97V92H85L84 93ZM141 94H144V93H141ZM145 94H146V92H145ZM144 94V95H145ZM148 94V93H147ZM60 95H62L61 96V101H59V102H61V103H57V100L55 101L54 99H56V97H60ZM66 97H65V96ZM74 96V94H71V95H69V96H71V98L72 99H68V101L70 102V100H71V103L70 104H72L73 105V102H72V100H74L73 99V96ZM78 95V94H77ZM81 95V94H80ZM79 95V96H80ZM93 95H94V93H93ZM93 95H91V97L93 96ZM102 95H100V96H102ZM113 95V96H114ZM123 95V94H122ZM121 95V96H122ZM163 95V94H162ZM14 96V95H13ZM15 96V97H16ZM17 96V97H18ZM32 96V95H31ZM30 96V97H31ZM63 96H64V98H63ZM112 96V97H113ZM141 96V95H140ZM139 96V97H140ZM225 96V97H224ZM240 96V97H239ZM259 96V97H258ZM82 97H83V95H82ZM95 97V96H94ZM93 97V98H94ZM133 97V96H132ZM136 97V96H135ZM159 97V98H158ZM162 97H167V95H163ZM220 97H222V98H220ZM261 97V98H260ZM24 98V97H23ZM22 98V99H23ZM27 98V97H26ZM74 98H75V100H74V102L75 101H77L76 100V96H74ZM79 98V97H78ZM117 98V97H116ZM134 98V97H133ZM137 98V97H136ZM200 98V100H202L201 99V97H199ZM213 98V99H212ZM19 99H21L20 97H19ZM57 99H59V98H57ZM88 99V98H87ZM95 99H96V97H95ZM98 99V98H97ZM102 99V98H101ZM105 99V98H104ZM189 100H191L190 98H188ZM213 101H212V100ZM261 99V100H260ZM24 100V99H23ZM28 100H31V98H29V99H26L25 101H28ZM34 100V99H33ZM53 100H54V103H53ZM84 100V99H83ZM103 100V99H102ZM113 100V99H112ZM196 100V99H195ZM199 100V101H200ZM230 100V101H229ZM25 101H23L24 103H28V102H25ZM32 101V100H31ZM50 101V102H51ZM65 101H67V99L65 100ZM90 101V100H89ZM95 101V100H94ZM97 101V100H96ZM106 101V100H105ZM105 101H102L103 103L105 102ZM152 101H154V100H152ZM187 101V100H186ZM211 101H212V103H211ZM235 101H234V103H235ZM19 102H20V100H19ZM22 102V103H23ZM47 102H49V101H47ZM46 102V103H47ZM88 102V101H87ZM91 102V101H90ZM101 102V101H100ZM101 102V104H100V106L103 104ZM107 102V101H106ZM112 102V101H111ZM155 102V101H154ZM171 102V101H170ZM169 102V103H170ZM180 102H182V101H180ZM179 102V103H180ZM184 102H185V100H184ZM184 102H182V103H184ZM192 102V101H191ZM201 103H202V101H200ZM218 102V101H217ZM32 103H33V105H31L32 107L33 106H35V104H34V102L32 101ZM65 103V102H64ZM80 103V102H79ZM82 103V102H81ZM108 103H110V102H107V104ZM175 103V105H173V104ZM172 103H170V104H172L173 105V107L174 106H177L176 105V101L175 102H173L172 101ZM186 103H188V102H186ZM200 103V104H201ZM231 103H233V100H232V102ZM230 103V104H231ZM29 104H31V102L29 101ZM43 104H45V103H43ZM47 104H49V103H47ZM46 104V106H48ZM70 104L68 105V107L69 108H67L65 111H66V118L68 119L69 117H70V119L71 120H74L75 118H78L79 116H80V114L82 113V115L84 116L85 115V117L84 118H79L80 120H84V123L83 124H81L82 122L80 121V120H74V121H71L70 120V122H68V120H64L66 123L63 125L62 123L64 122L63 120H60V119H66V118H63V116L61 117V118H54V117H50V116H53L52 114V112H54V108L53 107H49V106H51L50 104H49V108H53V109H49L50 111H52V112H50V111H48L49 112V114H50V116H49V114H48V112H45V109H47L48 107H45V105H43L44 106V108L43 107H41L40 108V110L39 111H42L41 109L43 108V115H47V117H42L43 115L41 114V117H40V119L38 118L39 117V115L37 116V117H35V118H37V119H39V123L41 124L40 125V127L38 126V122H37V120H36V124H34L35 126H33L32 127V129L34 128V127H39V129L41 130H39L40 132H42V129L44 128V127H46V129H45V131L47 130V131H50V133H52V136L51 135H48V134H50L49 132L47 133V135H45L46 136V138L45 137H43V135H44V133L42 132V134H39L38 132V130L35 128V129H33L34 131H32L30 128H28V127H30V123H32L33 122V120L32 119H30V118H34V115L33 114H35V113H37V114H40V112L38 111H36L35 112V110L36 109H38L39 107H36V108H31V106L30 105H28L29 106V108H30V111L32 112L34 109V113L33 114H28V113H31V112H28V110L27 109H29L28 107H27V109H26V111H23V112H25V114L20 110V109H18V111L20 110V114L22 113V115L21 116H23V114L25 115V117H27L28 115H31V116H33V117H29L27 120L28 121H31V122H29V124H27V122H26V124L27 125H29V126H26L25 127V125H24V127H23V124L25 123V122H23V121H25L24 119H25V117H23L24 119H21V120H23V121H21L20 120V122H19V119L17 120V124L19 125V124H21V126L19 127V129L20 130H22L23 128H27V130L29 131H27V136H26V129L24 130V132L23 131H21V134H22V136H19V135H21L20 133H18V132H20V130L19 129H17V130H19V131H15L14 129V131L12 130V131H10L11 129H9V132H11L10 133V135L8 134L9 132H7L8 131V129L4 132L5 134H8V135H2V133L0 134V139H1V141H4L5 143L3 144L2 142H1V146H0V179L1 180H4L5 178H7L10 174H12L14 171L12 170L13 169V167H12V164H11V162L12 161H10L11 159V156H10V154L12 153V154H14V152H15V155L17 156V155H19L18 153H20V150H23V148H26L27 147V149L29 148V150H30V147H31V149L32 150H34L33 148H34V146L36 145V146H38L39 144H40V142H42L43 141V146H45L46 145V142L48 143L49 142V145H50V143L51 142H53L54 141V143H52V144H58V146L60 147V149H61V153H63L64 155H67V156H75V155H80V154H82V150H83V152L85 153V152H87V151H89V146L87 147L88 149L86 150L85 149V147L87 146V145H89L88 143L86 144V143H84L83 141H85V138H84V132H86L85 134L86 135H88V134H91V133H89V132H92V134L91 135H93L95 132H99V130H100V127L103 125L102 124V118L101 117H103L105 114V116H107L108 114H107V112L105 111V110H107V109H105V108H101V107H99V106H97V107H94V105L93 106H91V107H89V105L86 107L87 108V110L88 111H86V113H84L85 112V107H82L81 109L83 110L84 108V111H82L81 109V113H79L80 112V110H79V112L77 111V109H76V113H78L79 115H78V117H74V114H75V111L73 112L72 110L74 109H70ZM77 105H78V103H76ZM85 104V103H84ZM93 104H95V103H93ZM97 104H98V102H97ZM97 104H95V105H97ZM98 104V105H99ZM178 104V103H177ZM189 104V103H188ZM207 104H209V105H207ZM230 104H228V105H230ZM252 104H255L257 107H261V108H259V109H257L256 110V106L254 107V108H252L251 107V109H254V110H249V109H247V108H249ZM262 104V103H261ZM25 105V104H24ZM27 105V104H26ZM26 105L23 107V110H25L24 108H26ZM39 106H41L40 104H38ZM64 105V104H63ZM71 105V106H72ZM104 105V107H106V108H108V110H110V105H111V103H110V105H109V107H107L108 105H106L105 106V103L103 104ZM172 105L171 106H169V104L168 105H165V109L167 110V113L166 114H162V121H165L164 123H163V125H160L161 127L162 126H166L167 127V129H168V126L167 125H164V124H168V125H172V128H174L173 129V131H176V132H178V130H181V133H182V130H184V133H183V135L180 133L179 134V136H178V134L176 133V135H172L173 136V138H171V140H170V145L172 144V146H174V144H179V143H181V140H180V138L184 141V135H185V130H188V129H190V128H193V131H195L194 130V128L196 129V128H198V127H195V126H199V124H201L200 122V120H202L201 118H200V120L198 119H196V120H193L192 121V124H190V125H188V124H186V122L184 121H181V119H175V117L173 118V114L174 113H176L177 111H175V110H173V107H172ZM180 106H181V104H179ZM217 105V103L215 104V106ZM222 106H221V109L223 108V109H225V107H224V105H223V103L221 104ZM19 106L21 107V106H23V105H18V108H19ZM75 106V105H74ZM82 106H83V104H82ZM179 106V107H180ZM226 106V105H225ZM66 107V106H65ZM78 107H81V106H79L78 105ZM99 107V108H98ZM178 107V106H177ZM177 107H175L176 109H177ZM90 108V109H89ZM174 108V109H175ZM200 108V107H199ZM60 108L57 106V111H60L59 110ZM72 111V113H70L71 115H72V118H71V116H69L70 114L68 113V111L70 112V110ZM179 109V111H181L182 109H183V106H182V109L180 110V108H178ZM261 109V110H260ZM48 110V109H47ZM63 110V111H64ZM184 110V109H183ZM200 110H202L203 111V109H201L200 108ZM54 112L55 114L56 113H58V112ZM64 111V112H65ZM153 109H150L149 110V112L148 113H142L143 115H140V117L141 116H143V117H145V120H148V119H152V116H155L156 117V114H154L153 113ZM198 111V110H197ZM197 111H196V113H197ZM201 111V112H202ZM204 111V112H205ZM262 111V112H261ZM28 112V113H27ZM110 112H111V110H110ZM110 112H108V113H110ZM114 112V111H113ZM116 112V111H115ZM18 113V112H17ZM18 113V114H19ZM42 113V112H41ZM45 113V114H44ZM165 113V112H164ZM199 113V112H198ZM214 113V114H213ZM28 114V115H27ZM54 114V115H55ZM68 114V115H67ZM111 114V113H110ZM114 114H116V113H114ZM146 114H148V115H146ZM231 114V115H230ZM233 114H234V112H233ZM56 115H58V114H56ZM62 115V114H61ZM64 115V116H65ZM76 115V114H75ZM112 115V114H111ZM198 115V114H197ZM207 115V116H208ZM35 116H36V114H35ZM104 116V117H105ZM109 116V115H108ZM147 116V117H146ZM191 116H192V114H191ZM210 116V117H211ZM258 116H260V117H258V120H259V118L261 119V115L259 114ZM262 116H264V115H262ZM57 117H60V116H57ZM74 117V118H73ZM139 116H137V118H140ZM155 117H153V118H155ZM170 117H172L173 118V120H171V118ZM196 117V116H195ZM209 117V116H208ZM207 117V119H209ZM19 118H22V117H19ZM52 118V119H51ZM106 118H110V117H106ZM114 118V117H113ZM170 118V119H169ZM205 118H206V116H205ZM204 118V119H205ZM30 119V120H29ZM59 119V120H58ZM144 119V118H143ZM156 119V118H155ZM158 119H160L159 118V113H158ZM26 120V121H27ZM35 120V119H34ZM114 120V119H113ZM137 120H140V119H137ZM144 120V121H145ZM153 120V119H152ZM151 120V121H152ZM211 120V119H210ZM209 120V121H210ZM63 121V122H62ZM141 121H143V120H141ZM149 121V120H148ZM160 121V120H159ZM200 121V122H199ZM206 121H208V120H206ZM14 122V121H13ZM33 122V123H34ZM68 122V123H67ZM104 122V121H103ZM106 122V121H105ZM113 123H112V125H114V123H115V121H112ZM116 122H118V121H116ZM187 122H189V121H187ZM199 124H198V123ZM202 122H205V120L204 121H202ZM211 122V121H210ZM258 122H260V120L258 121ZM15 123V122H14ZM13 123V124H14ZM23 123V124H22ZM141 124H142V122H140ZM170 123V124H169ZM198 125H197V124ZM211 123V124H212ZM261 123V122H260ZM81 124V125H80ZM105 124V123H104ZM204 124H206V123H204ZM210 124V125H211ZM14 125H16V124H14ZM33 124H31V126H32ZM159 125V124H158ZM208 125V123L206 124V126ZM220 125V126H219ZM243 125V126H242ZM246 125V126H245ZM251 125H254L253 126V128H250V127H252ZM260 125V124H259ZM263 126H262V128L261 129H264V124H262ZM54 126L55 128H52V127ZM106 127L107 126H109V124H106L105 125ZM142 126V125H141ZM143 126H144V124H143ZM202 126V125H201ZM209 126V125H208ZM207 126V127H208ZM21 127H23V128H21ZM43 127V128H42ZM103 127V126H102ZM101 127V128H102ZM170 127V126H169ZM206 127V128H207ZM214 126H213V124H212V128H213ZM257 127H259L258 125H256V128ZM42 128V129H41ZM50 128H51V130H54L53 132L50 130ZM59 128V129H58ZM105 127H103L102 129H104ZM108 128V127H107ZM145 127H143V129H144ZM171 128V127H170ZM169 128V129H170ZM177 128V129H176ZM205 128V129H206ZM210 128V127H209ZM208 128V129H209ZM56 129V130H55ZM109 129V128H108ZM111 129V128H110ZM154 129V128H153ZM157 129V128H156ZM161 129V128H160ZM159 129V132L162 134V135H164L165 134V132H164V130L163 129H165V128H163V129H161L160 130ZM167 129H165V130H167ZM168 129V130H169ZM255 129V128H254ZM253 129V130H254ZM259 129V128H258ZM3 130V129H2ZM57 130H59L60 132H57ZM117 130V129H116ZM155 130V129H154ZM168 130H167V132H168ZM172 130V129H171ZM192 129H190V133L192 132L191 131ZM197 130V129H196ZM212 130H214V129H211V132H212ZM222 130V129H221ZM220 130V131H221ZM44 131V130H43ZM46 131V132H47ZM111 131V130H110ZM114 131V130H113ZM113 131H111V133L109 134V135H111L112 134V132ZM158 131V130H157ZM216 130H214V132H215ZM218 131V130H217ZM237 131V132H238ZM263 131V130H262ZM1 132V131H0ZM14 132V133H13ZM17 132V133H16ZM30 132L31 133H34L35 132V134H33L32 135V137H31V135H30ZM83 132V133H82ZM87 132H88V134H87ZM107 132H109V130H107ZM206 132V131H205ZM204 132V133H205ZM210 132V131H209ZM208 132V133H209ZM210 132V134H213L214 132H212L211 133ZM237 132H235V133H237ZM257 132H259V131H257ZM261 132V131H260ZM3 133V134H4ZM18 134V135H16V134ZM23 133H24V135H23ZM81 135H80V134ZM164 133V134H163ZM172 133V132H171ZM175 133H173V134H175ZM187 133L189 134V132L187 131ZM200 133V132H199ZM202 133V132H201ZM208 133H207V135H208ZM221 133H222V131H221ZM234 133V134H235ZM14 134V135H16L18 138H16V136H14L13 135V137H12V135ZM28 134L30 135V136H28ZM46 134V133H45ZM53 134H54V136H53ZM115 134V133H114ZM113 134V135H114ZM158 134V133H157ZM160 134V135H161ZM187 134V135H188ZM239 134V135H240ZM4 136V137H6V138H4V140H2V136ZM40 135H42V136H40ZM82 135H84V136H82ZM116 136V139L118 138V135L117 134H115ZM161 135V136H162ZM168 135V134H167ZM169 135H170V133H169ZM180 135H182V136H180ZM242 135H240V136H242ZM51 136V138L53 137H57V141H58V143H55V140H56V137H55V139H51V140H53V141H50V140H48L49 139V137ZM80 136V137H79ZM108 136V135H107ZM160 136V137H161ZM190 136V135H189ZM202 136V135H201ZM200 136V137H201ZM242 136V137H243ZM250 136V135H249ZM2 137V138H1ZM10 137H12V138H9ZM110 137V136H109ZM163 137V136H162ZM183 137V138H182ZM235 137V138H234ZM244 137H243V139H244ZM41 138H42V141H41ZM80 138H83V139H80ZM234 138V139H233ZM27 139V140H26ZM114 139V138H113ZM10 140V142H8ZM12 140V141H11ZM45 140H46V142H45ZM246 140V139H245ZM162 141H163V138H162ZM186 141H187V139H186ZM8 142V143H7ZM44 142H45V145H44ZM166 142V141H165ZM113 143V142H112ZM185 144H186V142H184ZM188 143V142H187ZM8 144V145H7ZM19 144H21V145H19ZM85 144H86V146H85ZM113 144H115V143H113ZM167 144H168V142H167ZM41 145V144H40ZM39 145V149H40V153L42 152L41 151V149L43 148L44 149V151H46V152H44L43 151V154L46 156V155H48V156H44L45 158H50V152L49 153H47L48 151H50V149L53 147L52 145H50L51 146V148L50 149H48L47 147H49L48 145H46L47 147H43L42 145V148H41V146ZM85 146L84 148L82 147V146ZM166 144H164V146H165ZM181 145H182V143H181ZM223 145V144H222ZM20 146H21V149H18L17 150V148L19 147L20 148ZM24 146V147H23ZM33 146V147H32ZM163 146V147H164ZM168 146H169V144H168ZM172 146H170V147H172ZM176 146V145H175ZM174 146V147H175ZM225 146V145H224ZM237 146V147H238ZM5 147H7V148H5ZM59 147H55L54 146V148H58L59 149ZM169 147V148H170ZM173 147V148H174ZM176 147H179V146H176ZM45 148H46V150H45ZM92 148V147H91ZM180 148V147H179ZM223 148V147H222ZM226 148H227V146H226ZM229 148H231V147H229ZM26 149V150H27ZM39 149H37V147H36V150H39ZM60 149L59 150H56V149H54V150H56V151H59L60 152ZM248 149V150H247ZM25 149H24V152H27V153H29L30 154V156L32 155V158L31 159H34L33 158V156H36L37 155V153H39L38 151H36V153L34 152V151H32V152H34V153H32L31 151V153L30 152H28V151H26ZM48 150V151H47ZM53 150V151H54ZM91 150V149H90ZM17 151H19V152H17ZM144 151V150H143ZM229 152H230V150H228ZM22 152V151H21ZM23 152V153H24ZM72 152V153H71ZM90 152V151H89ZM146 152V151H145ZM229 152H228V154H229ZM27 153H25V154H27ZM39 153V155H41ZM47 153V154H46ZM142 153V152H141ZM35 154V155H34ZM143 154H145L144 152H143ZM20 155H22V157L21 158H24V154H22V153H20ZM28 155V154H27ZM26 155V156H27ZM50 155V156H49ZM29 156V155H28ZM27 156V157H28ZM30 156H29V158L28 159H30ZM43 156V155H42ZM27 157H26V159H27ZM36 157H38V156H36ZM36 157H35V159H36ZM21 158H19V159H21ZM89 158H90V156H89ZM88 158V159H89ZM26 159L24 160V159H21V160H18V161H20V164L18 163V161H16L18 164L16 165V166H20V167H28L31 163L30 162H27L26 161ZM26 161V162H25ZM91 161V159H89V160H87V162H90ZM217 161V160H216ZM228 161V162H227ZM32 162V161H31ZM35 162V161H34ZM219 163V162H218ZM15 164V163H14ZM13 164V165H14ZM88 164V163H87ZM22 165V166H21ZM227 166H225V167H227ZM229 166H228V168H229ZM14 167H15V165H14ZM232 168V169H233ZM12 170V171H11ZM261 173V174H262ZM261 174H260V177H262L261 176ZM258 175V174H257ZM254 176V175H253ZM250 176L249 178H251L252 177V179H251V181H254V183H255V181H257L258 179H255V177L256 176ZM259 176V175H258ZM264 177V176H263ZM248 178V180H250ZM226 179H229V180H232V182H230V183H228L227 184V182L229 181V180H227V182H225V179H224V184L226 183L227 185H231V187H232V184H233V186L235 185L234 183L236 182V181H234L235 179L234 178H226ZM255 179V180H254ZM237 180H239V178L237 179ZM244 180V181H245ZM248 180H247V182H248ZM261 180L262 181H264V178L262 179L261 178ZM242 181V180H241ZM203 182V181H202ZM246 182V181H245ZM199 183H201V182H199ZM242 183V182H241ZM240 183V184H241ZM262 183V182H261ZM223 184V188H224V186L226 185H224ZM256 184V183H255ZM260 184V183H259ZM245 185V184H244ZM249 185H251V184H249ZM196 186V185H195ZM197 186H198V184H197ZM248 186V185H247ZM247 186H245V187H247ZM253 185H251V187H252ZM244 187V188H245ZM260 187H262V185L260 186ZM227 189H228V187H226ZM241 188V187H240ZM243 188V187H242ZM244 188H243V190H244ZM248 188V187H247ZM246 188V189H247ZM231 189V188H230ZM232 189H233V187H232ZM249 189V188H248ZM256 189V188H255ZM258 189V188H257ZM260 189V188H259ZM193 190L195 191V194H193V196L195 197V200L194 201H196L197 200V198L198 197H200V196H208V192H209V190L207 191V189L205 188H203L202 186H200L199 185V187H197V189L195 190L194 188H193ZM239 190V189H238ZM252 190H253V188H252ZM193 191V192H194ZM218 191V190H217ZM222 191V190H221ZM220 191V192H221ZM232 190H230V192H231ZM234 191H236V190H233L232 192H234ZM240 191V190H239ZM213 192V191H212ZM215 192V191H214ZM219 192V191H218ZM218 192H215V193H217L218 194ZM237 192V191H236ZM242 192V191H241ZM262 192H264V189H263V191ZM179 193H181V195H182V193L183 192H179ZM238 193H240V192H238ZM237 193V194H238ZM249 193H250V191H249ZM177 194V193H176ZM226 194H228V193H226ZM231 194V193H230ZM241 194V193H240ZM239 194V195H240ZM252 194H254V193H252ZM175 195V194H174ZM180 195V194H179ZM180 195V196H181ZM224 195H225V192H224ZM235 195H236V193H235ZM183 196V195H182ZM190 196V195H189ZM193 196H191L190 198H192ZM209 196H211L210 195V193H209ZM218 196V195H217ZM236 196H238V195H236ZM242 196H244L243 198L241 197H239V202L241 203V200H242V203H243V201H244V205L246 204L247 206L248 205H252V206H254V207H256V208H263L264 209V193H256L255 195H253V196H245V194L244 195H242ZM93 197V196H92ZM178 198H179V196H177ZM194 197L192 198V199H194ZM197 197V198H196ZM212 197H213V195H212ZM158 198H160V197H158ZM175 198H176V195H175ZM232 198V197H231ZM238 198V197H237ZM237 198H236V200L235 201H237ZM91 199V198H90ZM89 199V200H90ZM181 199V198H180ZM192 199H190V200H192ZM202 199V198H201ZM223 199H224V197H223ZM156 200V199H155ZM158 200V199H157ZM160 200V199H159ZM166 200V199H165ZM171 200H172V198H171ZM177 200V199H176ZM183 200V199H182ZM227 200V199H226ZM198 201H200V200H198ZM223 201V200H222ZM228 201V200H227ZM230 202V201H229ZM238 202V203H239ZM164 203V202H163ZM168 203H169V201H168ZM173 204H171L170 205V207L169 208H167V209H165V210H167V215H169V214H173L174 216H176V214H178L179 216H180V214H182L183 212L181 211V210H183V209H181L182 208V202H180V200H177V201H175L174 200V202H172ZM185 203V202H184ZM231 204H232V202H230ZM237 203V204H238ZM170 204V203H169ZM186 204V203H185ZM198 204V203H197ZM200 204H202V205H204L203 203H199V206H200ZM228 204V203H227ZM162 205H164V204H162ZM166 205V204H165ZM201 205V206H202ZM239 205V204H238ZM243 205V206H244ZM245 205V206H246ZM168 206V205H167ZM188 206V205H187ZM186 205H185V207H187ZM237 206V205H236ZM240 206V205H239ZM247 206L246 207H244V208H247ZM251 206V207H252ZM238 207V206H237ZM183 208H184V206H183ZM189 208H191V207H189ZM194 208V207H193ZM192 209V208H191ZM193 210V209H192ZM195 210H197V209H195ZM199 210V209H198ZM249 210V209H248ZM184 211V210H183ZM250 211V213H251V210H249ZM16 212H17V210H16ZM145 212V211H144ZM189 212V211H188ZM188 212H185L186 214L188 213ZM235 212V211H234ZM256 212V211H255ZM262 212V211H261ZM184 213V214H185ZM147 214V213H146ZM164 214H165V212H164ZM185 214V215H186ZM190 214V213H189ZM195 214H197L196 212H195ZM255 214V213H254ZM263 214V213H262ZM3 215V214H2ZM201 215V214H200ZM199 215V216H200ZM237 216H238V214H236ZM249 215V214H248ZM252 215V214H251ZM13 216V215H12ZM15 216H16V214H15ZM188 216V215H187ZM193 216V215H192ZM204 216V215H203ZM246 216V215H245ZM245 216H244V218H245ZM257 216V215H256ZM256 216H253L254 218H256ZM262 216H264V215H262ZM262 216H260V217H262ZM17 217V216H16ZM176 217H178V216H176ZM176 217H174V218H176ZM182 216H180V218H181ZM196 217V216H195ZM214 217V216H213ZM235 217V216H234ZM253 217H251V218H253ZM259 217V216H258ZM179 218V219H180ZM186 218V217H185ZM189 218V217H188ZM191 218V217H190ZM201 219L203 218L202 217V215H201V217H200ZM208 218V217H207ZM217 218V217H216ZM216 218H214L215 220H216ZM243 218V219H244ZM254 218H253V221H254ZM40 219V218H39ZM38 219V220H39ZM43 219V218H42ZM176 219H178V218H176ZM184 219V218H183ZM183 219H181V220H183ZM205 219H206V217H205ZM238 219V218H237ZM194 220V219H193ZM192 220V221H193ZM197 219L195 218V220H194V222L196 221ZM218 220H220V219H218ZM241 220H242V218H241ZM248 220V219H247ZM246 219H245V221H247ZM250 220V219H249ZM34 221V220H33ZM33 221L31 222V225H32V223H33ZM42 221V220H41ZM40 221V222H41ZM189 221V220H188ZM238 221V220H237ZM240 221V220H239ZM251 221H252V219H251ZM252 221V222H253ZM216 223V222H215ZM219 223V222H218ZM27 224V223H26ZM35 224V225H34ZM34 228L36 227V225H40V223H39V221H38V224L37 223H35L34 222ZM43 223H41V225H42ZM221 224H223L224 225V222L223 223H221ZM235 224H237V223H235ZM241 224H244V222L243 223H241ZM246 225L245 226H242V227H240L239 229H238V227H236L238 230H236L235 232L234 231H232V232H230L231 233V241L233 242V243H230V244H228V245H230L228 248H226L225 246V250H224V248H221L220 249V251H219V249H218V252H224L225 253V257L224 258H227L226 256H228L229 257V259H228V261H227V263L228 264H263L262 262H264V248H262V247H254L253 245H254V243L258 240V241H261L262 243L261 244H263L264 245V219H262V218H258V220L256 221L255 220V223H253V225H254V227L255 226H257L258 227V229H256V230H253V229H251L252 227H250V229H248L247 227H249L250 225L248 224V223H245ZM22 225H24V224H22ZM29 225V224H28ZM37 226L38 228L41 226ZM222 225V226H223ZM26 226V225H25ZM247 226V227H246ZM36 227V228H37ZM234 227V226H233ZM232 227V228H233ZM29 228H31V227H29ZM33 228V229H34ZM219 228H221V226L219 227ZM223 228H225V226L223 227ZM22 229V228H21ZM20 229V230H21ZM32 229V228H31ZM31 229H29V232L31 231ZM36 230V229H35ZM218 230H220L221 231V229H218ZM217 230V231H218ZM32 231H34V230H32ZM219 231V232H220ZM22 232V231H21ZM19 232V234H24V232ZM28 232V231H27ZM34 232H36V231H34ZM33 232V233H34ZM225 232V231H224ZM227 233H229V231L227 232ZM229 233V234H230ZM18 234V235H19ZM26 234H28V233H26ZM20 236L21 238L23 237L24 239H25V234H24V236ZM19 236H18V239H19ZM218 236H220V235H218ZM8 237V236H7ZM6 237V238H7ZM26 237H29V236H27L26 235ZM32 237V236H31ZM31 237L29 238L30 239V241H32V239L34 238V237H32V239H31ZM225 237V236H224ZM244 237H246V238H249V240H250V238H252L253 240H256L254 243H253V245L252 246H250L249 244L248 245H245L244 243H246V241L242 244L241 242H240V240H241V238H244ZM5 238V237H4ZM10 238V237H9ZM215 238H216V236H215ZM220 238V237H219ZM11 239V238H10ZM23 239V240H24ZM27 239V238H26ZM35 239H36V237H35ZM251 239V240H252ZM13 240H14V238H13ZM21 240V239H20ZM38 240V239H37ZM173 240V239H172ZM209 240V239H208ZM211 240V239H210ZM243 240L244 239H242V242H243ZM0 241H2V240H0ZM26 241H28V240H24V243L26 242ZM34 241V240H33ZM258 241H257V245L256 246H258ZM213 242V241H212ZM218 242H220V241H218ZM238 242H240V243H238ZM249 242V241H248ZM229 243V242H228ZM252 243V242H251ZM224 245V244H223ZM259 245H260V242H259ZM262 245V246H263ZM221 247V246H220ZM201 249H203V248H201ZM200 249V250H201ZM205 250V249H204ZM210 252V251H209ZM213 252V251H212ZM215 253V252H214ZM195 254V253H194ZM194 254H193V256H194ZM213 254V253H212ZM221 254H223V253H221ZM227 254V255H226ZM197 255V254H196ZM201 255V254H200ZM206 256H208V255H206ZM221 256H224V255H221ZM220 256V257H221ZM215 257V256H214ZM214 257H211V258H214ZM219 257V256H218ZM219 257V258H220ZM188 259H189V257H187ZM201 258V257H200ZM208 258V257H207ZM210 258V259H211ZM206 259V258H205ZM221 260H222V263H224L223 262V258L221 257L220 258ZM220 259H218L219 261H220ZM213 260L214 259H212V261L211 262H213ZM217 260V257L215 258V261L217 262L218 261ZM204 261V260H203ZM219 261L217 262V263H219ZM224 261H225V259H224ZM226 261H225V263H226ZM189 262V261H188ZM194 262H196V264H204V262H201L200 260L199 261H197V258H196V260L194 261ZM206 262H207V259H206ZM221 262V261H220ZM214 263V262H213ZM226 263V264H227ZM171 264V263H170ZM177 264V263H176ZM183 264V263H182ZM193 264V263H192ZM195 264V263H194ZM216 264V263H215ZM221 264V263H220Z\"/></svg>","mask_w":264,"mask_h":264}]
</instances>
